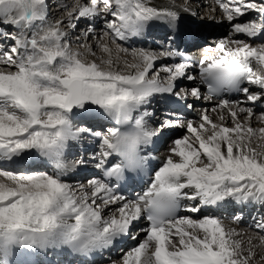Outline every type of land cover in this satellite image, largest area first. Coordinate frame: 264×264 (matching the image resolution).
<instances>
[{
    "label": "snow or ice",
    "instance_id": "snow-or-ice-1",
    "mask_svg": "<svg viewBox=\"0 0 264 264\" xmlns=\"http://www.w3.org/2000/svg\"><path fill=\"white\" fill-rule=\"evenodd\" d=\"M214 2L230 32L216 41L214 55L197 62V77L178 47H121L136 61L125 65L133 69L127 72L110 58L82 60L62 31L65 21L48 23L47 0H0V26L5 27L0 31V264L49 251L66 252L81 264L88 257L93 264H254L255 249L264 250V144L253 146L252 141L257 136L264 141V126L253 128L251 121L255 117L264 125V112L243 105L264 102V0ZM189 3L169 0L170 6L155 7L150 0H76L70 10L67 5L64 9L70 27L89 22L82 33L85 40L99 19L103 35L93 38L110 55L104 36L112 42L142 37L153 22L177 29L180 14L174 9L191 12ZM79 47L92 52L86 43ZM160 59L172 62L154 71ZM197 79L207 86L205 98L217 100L211 111L220 123L205 111L199 123L177 117L150 126L155 113L146 106L153 97L179 101L191 95L199 100V87L177 90L176 83ZM234 93L244 100L227 98ZM76 110L122 127L77 126ZM225 110L231 127L224 124ZM172 127L185 128L186 134L171 142L161 165L149 173L147 186L129 199L125 190L135 191L148 163L145 149ZM86 136L99 146L92 159L102 176L73 186L62 179L70 167L64 157L70 142ZM37 161L52 165L55 173L34 169ZM85 163L81 158L71 166ZM182 200L196 202L185 209L190 213L229 203L240 211L250 207L259 244L249 238L245 245L220 216H179ZM140 220L147 221L139 229L143 238L131 234L138 242L124 251L122 245ZM117 246L121 256L112 260Z\"/></svg>",
    "mask_w": 264,
    "mask_h": 264
},
{
    "label": "bare ground",
    "instance_id": "bare-ground-1",
    "mask_svg": "<svg viewBox=\"0 0 264 264\" xmlns=\"http://www.w3.org/2000/svg\"><path fill=\"white\" fill-rule=\"evenodd\" d=\"M193 1L195 2V6L198 9L203 8V7L207 8L208 6L211 8V11H209L208 16L206 17V18L211 17L210 19H208V22H203V23L198 24L199 20H197V23L193 24L191 22L189 23L187 20L185 21V19L188 17V14L194 15L196 13L195 12L196 10L193 11L191 9V12H183L178 7L175 8L174 10H177L180 14V19L178 21L177 34H179V35L181 34L180 36H184V37H187V36H192L193 38L195 37L197 43H199V42L201 43L204 41H206V43H208V45H205L202 47H197L196 50H194L190 54L184 53L190 59V62L192 63V65H194L190 69V73L194 74L198 77L199 76V68H198V66H196L197 62L204 55H208V56L214 55V52L211 51V49H213L215 47L216 41H218L220 38H223L224 36H227V35H222V34L218 35V34L214 33L213 30L221 28V29H223V31L221 33H224V31L226 29L228 30L229 24H228V21L224 18V14H223L222 10L219 8V5L216 4L214 2V0H193ZM56 3H57V5H60V3H61L63 5H67V6L72 7L76 3V0H67V1L64 0L61 2L56 1ZM176 3H177V5H179L180 3H182V0H176ZM57 5H55L53 7H56ZM150 6L165 7V6H170V5H169V0H150ZM61 10H63V9L57 8V7L55 9H53L51 12L48 10L47 18L49 19V17H51L52 15H54L53 17H56V18L59 17L58 15L61 12ZM212 14H216L217 16H213ZM250 15H254V14H250ZM61 16L56 20L65 21L64 25L62 26L63 27L62 31H64L67 34L66 39H68L67 37L70 34V36H74L72 39L73 41H71V42H78V43L84 42L85 38L83 37L82 33L85 29H83V28L88 27L89 22L81 20L76 28H72L67 23L68 16L67 15L64 17L63 16L61 17ZM245 19H247V17H245ZM73 23H75V22L73 21ZM164 26H165V23L153 22L152 25L146 30V34L144 36L137 37L134 39H129L126 41H117V43L124 46V48H131V49L133 47H135L136 49L148 48V49L157 50V48H155V46L159 47V49L167 48V47H173L174 44H172V43H170L169 46L167 45L166 42L161 41V40L150 43L149 39L145 38L148 35H151V36L162 35V33H164L166 30H168V28L166 26L165 27ZM92 27L94 30L92 31L91 35H93V33H94V35L97 33V35L99 36V33H103V31H102L103 25L99 19L92 22ZM0 29H1V31H4L5 27L0 26ZM169 33H170V36L172 37L171 32H169ZM170 36H168V37L170 38ZM77 37H80V39L78 40ZM240 38L247 39L246 37H240ZM167 40H169V39H167ZM154 43H155V46H154ZM96 45H97V40L92 39L91 46H88V47H90L91 49L95 48L97 51L98 47H96ZM179 50L182 52L181 48ZM73 51L77 52V50H73ZM96 51L95 52L93 51L95 53L93 58H96V60H93L89 56L92 52H89L87 50V48H82L81 52L79 51V54L82 53V55L85 57L84 58L85 61H95L97 63H100L101 58H104V59L110 58L112 60V62L116 66H118L121 70L126 71V72L127 71H133V69H129V68L125 67L126 64H132V63L136 62L134 60V58L131 56L130 51L128 53L123 52L126 55L125 57L122 54L120 56H118L117 54L114 53L113 49H111L110 55L106 54V53H102L101 51L99 53ZM193 53H195V54H193ZM171 62H172L171 60L160 59V60L156 61V65L160 66L161 64H167V63H171ZM253 68L255 71H260V69L255 65V63H253ZM161 74H163V73H161ZM176 83H177V86L179 85L178 88H181V87L190 88L193 86H197L200 88V91L202 88L199 80L192 81V82L187 81V80H178ZM245 86L249 87L252 91H259V89L253 85L245 84ZM241 97L244 98L242 94H239L237 97L228 96L227 98H229L231 100L243 101L242 99H240ZM166 98H171L174 100V97H168L167 95H163V96L162 95H156L153 97L151 103H154V105L157 106L158 104H162V101L160 102V100H166ZM185 101L188 102V104L192 105L190 114L184 115V116L179 117V118H182V119L188 118L186 121H188L190 118H192L193 120H191V121L199 123L200 115L203 112L207 111L208 115L212 118V120L214 122L220 123V121L217 118V113L211 111V108L216 105L217 100L206 99V98L197 100V99H194L193 97H191V95L190 96L188 95ZM243 106L252 107L254 109L255 113H257V114H259L258 112H260V109H262L259 106L256 107V104L251 105V104H247L246 102ZM147 107L148 106H146V108ZM158 109L159 108H157V110ZM147 110L150 111V107L147 108ZM223 115L225 116V120H224L225 126L231 127L232 126V120L228 116L227 110H225L223 112ZM240 119H241V121H243V119H244L243 114L240 116ZM73 120H74V124L77 126L78 125L82 126L84 124H88L89 126H92L93 124L112 122L111 120H108L107 118H105L99 114L94 115V116L91 114L81 115L80 110H76V115L73 117ZM161 120H162L161 116H159L157 118V120H154L153 117L149 118L150 126H155L154 124H157V123L160 124ZM251 126L253 128L258 129L259 127L264 126V125H261L260 123H258L257 119L255 117H253V119L251 121ZM172 128H174V127H172ZM185 133H186L185 128H182V127L174 129V132L172 131L171 128H165L163 130L162 135L156 140L159 142V139L161 137H164L165 138V139H163L164 143L165 142L167 143V145H165V146L162 144V147H160V149L162 151H158V153L156 155L157 160L160 163V165H161L162 161L165 159L166 155L168 154V148H169L171 142L178 137H182L183 135H185ZM173 134H176V136H172ZM181 134H183V135L180 136ZM87 137L88 136L82 138L84 141H81L82 140L81 139V140L76 141V142H70L71 146L67 149L66 155L64 157L65 163H68L70 165L69 170L67 172L69 174V177H71V179H64V178H62V179L65 180L66 182L72 184L73 186H78L79 184H86V181L88 179L95 176L94 173L96 171V168L90 170V169H88V166H87L88 164H86V163L84 165L76 167L77 168L76 170L72 169V166H71L72 161H70V160H72V159L78 160V159L82 158L85 161L86 156H84V154L80 155V153L82 152V149L85 150L84 152H90L93 150V147L96 144V142H95L94 138L91 137V139H88ZM87 141H89V142L86 143ZM252 143H253V146H256L257 144H264V141L260 140L259 137L257 136L256 138L253 139ZM76 145H78L77 150L75 149ZM158 146L159 145L156 143L153 144V147H158ZM40 166L42 167V168H40V170L45 171V164L40 165ZM156 168H158V167H156ZM46 171L51 172V169L46 168ZM89 172H92V173L90 175H87ZM2 180H4V178H0V181H2ZM79 180H81V181H79ZM112 207L114 208L115 206L113 205ZM232 209H239V206L229 203V204H225L223 206H220V208L216 207V209L214 207L213 208H202L201 211L198 213H191L189 215L184 214L183 216H188V217H192V218H196V217H200V216H204V215L220 216L223 218L224 223L227 227L234 228L237 230V232L240 233V235L237 237V239H240L245 245H247V241L249 240V238H251L258 245L259 244V235L257 234L254 226H252V224L250 225V223L247 224L244 221L246 219V217H248V216L253 217L254 212L252 211V209L250 207H248V208H244V210L241 211L242 216H243L241 221L240 220L234 221L232 219L231 212H228V210L230 211ZM105 214L106 215L108 214V210H106ZM145 225H146V223L143 220H140L139 222L135 223L134 226L132 227L133 233H138V240L142 239L144 236V233L139 232V229ZM260 235H264V233H261ZM138 240L131 242V243H128L127 245L123 244L122 247L123 248L125 247L126 249H127V247L130 248L131 246L135 245L138 242ZM126 249H124V251ZM119 251L120 250L115 251V253H113L114 249H112V251L110 253V258L112 260L118 259L121 256V254H117V253H121ZM255 251L257 253V256H256V259L254 261V264H264V260L260 259V256L262 254H264V250L257 247L255 249ZM56 256L59 258H65V260H66L69 256H73V255H69L66 252H56ZM105 258L108 259L109 254L106 253ZM73 259L74 258H72L71 261Z\"/></svg>",
    "mask_w": 264,
    "mask_h": 264
},
{
    "label": "rangeland",
    "instance_id": "rangeland-1",
    "mask_svg": "<svg viewBox=\"0 0 264 264\" xmlns=\"http://www.w3.org/2000/svg\"><path fill=\"white\" fill-rule=\"evenodd\" d=\"M53 1V2H52ZM56 1L57 2H61V1H64V0H47V3H48V10L51 12L53 9H55L56 7L57 8H62L63 10H61V12L59 13V17L62 15L63 17L64 16H66L67 15V11L64 9V6L65 5H63V4H61L60 3V5H57V3H56ZM67 1V0H66ZM55 5H57L56 7H53V6H55ZM51 6V7H50ZM212 6V5H211ZM50 7V8H49ZM189 8L190 9H192L193 11H195L196 13H195V15H194V17L196 18V20L198 19V20H204V21H202V22H205V21H208V19H210V18H206L207 16H208V14H209V11H211V8L208 6L207 8L206 7H203V8H200V9H198L196 6H195V2L193 1V0H190V3H189ZM68 9L70 10L71 9V6H68ZM213 16H217L216 14H212ZM54 15H52L51 17H49V19L47 20L48 21V23H52V24H54L56 21H58V20H56V19H58L59 17H53ZM61 16V17H62ZM75 22V21H74ZM63 28V27H62ZM87 27H85V28H83V29H86ZM82 29V30H83ZM221 30L223 31V29H220L218 32L219 33H221ZM0 31H1V29H0ZM216 31V30H215ZM229 32H230V29L228 28V30L226 29L225 31H224V33H222V35H229ZM97 35V33L94 35V33H93V35H91L87 40H85L84 42H71V41H73L72 39H73V37L74 36H70V34H69V36L67 37L68 39V41L70 42V46H71V49L72 50H77V52L79 53V51L81 52V47H79V45L80 44H82V43H86V44H88V46H91V43H92V39L94 40V38L93 37H95ZM103 35V33H99V36H102ZM98 35L96 36V37H99ZM227 36H224V37H227ZM72 37V38H71ZM153 38V37H152ZM71 39V40H70ZM105 43H107L108 44V46H109V48L110 49H113L114 50V53L115 54H117L118 56H120L121 54L125 57L126 55L122 52V51H120V48L121 47H123L122 45H120V44H118L117 43V41L116 42H112L111 41V39L108 37V36H104V40H103ZM257 43H259V42H257ZM77 44V45H76ZM206 45H208V43H206ZM205 46V45H204ZM98 50L96 51V49L95 48H92V50L95 52H100V49L99 48H97ZM128 49H130L131 50V48H128ZM132 49H136L135 47L134 48H132ZM92 51V52H93ZM122 52V53H121ZM188 53H190V52H188ZM93 60H96V58H93V54L91 53L90 55H89ZM132 56V55H131ZM80 57H81V59L82 60H85L84 58V56L82 55V53L80 54ZM157 69H159V66L158 65H156V68L154 69V71L155 70H157ZM161 75H163V74H161ZM179 86V85H178ZM177 86V87H178ZM178 89V88H177ZM242 99V98H241ZM262 106L264 105V102H262V104H261ZM150 111L151 112H154L155 113V117L156 116H161V118L162 117H164V116H162L161 114H166V113H168V112H165V111H163V110H156V108L154 107V108H150ZM159 112H161V113H159ZM261 112H264V111H261ZM258 113H260V112H258ZM157 118V117H156ZM173 119V120H175V119H177V118H168V117H164V119ZM163 119V120H164ZM163 120H161L160 121V123L163 121ZM189 120H193L192 118H190ZM182 121H186L185 119H182ZM156 126H158L159 124L157 123V124H155ZM174 128H176V127H174ZM186 134V133H185ZM183 134H181L180 136H182ZM176 136V135H175ZM97 152V151H96ZM75 161V160H74ZM200 217H202V216H200ZM200 217H197V218H200ZM120 258V257H119ZM118 258V259H119ZM118 259H116V260H118Z\"/></svg>",
    "mask_w": 264,
    "mask_h": 264
}]
</instances>
